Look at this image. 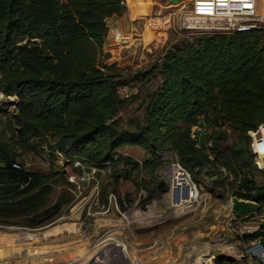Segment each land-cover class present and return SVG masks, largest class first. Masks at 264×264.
Listing matches in <instances>:
<instances>
[{
    "label": "trees",
    "instance_id": "16d2710c",
    "mask_svg": "<svg viewBox=\"0 0 264 264\" xmlns=\"http://www.w3.org/2000/svg\"><path fill=\"white\" fill-rule=\"evenodd\" d=\"M122 9L119 0H0V94L17 99L15 136L0 145V223L38 217L32 227L60 213L59 203L45 207L51 188L44 178L17 161L16 150H28L42 134L55 139L54 151L90 165L112 162L110 152L124 144L152 156L167 145L187 172L220 169L234 198L264 209V173L253 164L248 137L264 123V30L196 38L137 74L138 82L159 86L146 97L136 140L115 121L124 104L115 65H98L105 21ZM207 110L236 143L214 134L197 146L190 131Z\"/></svg>",
    "mask_w": 264,
    "mask_h": 264
},
{
    "label": "rangeland",
    "instance_id": "374dc122",
    "mask_svg": "<svg viewBox=\"0 0 264 264\" xmlns=\"http://www.w3.org/2000/svg\"><path fill=\"white\" fill-rule=\"evenodd\" d=\"M191 2L126 0L112 28L105 21L108 47L101 50L98 65H115L120 76L124 104L115 121L121 134L141 137L146 97L159 86L158 81L138 82L137 74L151 70L167 51L205 36H189L178 27L179 15ZM259 26L264 30V22ZM121 38L124 44L118 43ZM107 49L113 53L104 63ZM16 103L15 97L0 94V145L15 134ZM190 132L198 147L214 134L228 145L238 141L209 110ZM54 144L42 134L28 150L16 153L23 170L41 175L50 186L45 207L59 203L60 213L32 227L27 224L38 223V217L0 223V264H187L196 251L223 263L230 252H243L249 242L245 236L256 234L254 239L264 242V209L258 213L255 203L234 198L232 180L220 169L189 173L167 145L152 156L143 147L124 144L110 152L112 162L90 165L64 157ZM230 199L237 204L229 205Z\"/></svg>",
    "mask_w": 264,
    "mask_h": 264
},
{
    "label": "built area",
    "instance_id": "2783aa9c",
    "mask_svg": "<svg viewBox=\"0 0 264 264\" xmlns=\"http://www.w3.org/2000/svg\"><path fill=\"white\" fill-rule=\"evenodd\" d=\"M125 1L119 0L120 6H125ZM177 22L179 29L189 36H230L259 30V24L264 22V0H192ZM124 41L121 38L118 43L124 44ZM248 135L253 164L264 173V123ZM13 167L18 169L17 165ZM228 225L232 229V223ZM229 254L230 260L224 264H264V242L259 238L251 240L241 254ZM206 255L203 251H196L189 257L187 264H214V259Z\"/></svg>",
    "mask_w": 264,
    "mask_h": 264
},
{
    "label": "crops",
    "instance_id": "0c3cea01",
    "mask_svg": "<svg viewBox=\"0 0 264 264\" xmlns=\"http://www.w3.org/2000/svg\"><path fill=\"white\" fill-rule=\"evenodd\" d=\"M117 18V16H113V17H111L110 19H107L106 20V22H110V26H111V28H112V26H113V24H114V20ZM108 25V24H107ZM106 25V26H107ZM108 27V26H107ZM116 34H118V32L116 31ZM118 36H119V34H118ZM108 45V38L106 37V38H104V41H103V46H102V51L104 52V50H106V48L108 47L107 46ZM107 51L110 53V54H106V55H104V59H103V61H104V63H106V61L108 60L109 61V59H111V55H112V53H113V51L112 50H110V49H107ZM105 65V64H104ZM107 65V64H106ZM237 201V200H236ZM217 213V212H216ZM216 218H217V216H216ZM242 219H244V218H242ZM182 263V262H181ZM168 264H175V262L173 263V262H168Z\"/></svg>",
    "mask_w": 264,
    "mask_h": 264
},
{
    "label": "bare ground",
    "instance_id": "6f19581e",
    "mask_svg": "<svg viewBox=\"0 0 264 264\" xmlns=\"http://www.w3.org/2000/svg\"><path fill=\"white\" fill-rule=\"evenodd\" d=\"M234 203V205L235 204H237V201H236V199H230L229 200V205H232ZM248 207H250V206H248ZM247 207V208H248ZM252 208V207H251ZM248 210V209H247ZM250 210V209H249ZM37 249V248H36ZM18 252V251H17ZM10 253V252H9ZM18 254V253H17ZM27 254H28V256H31L32 254L30 253V252H27ZM119 253L117 252L116 253V255H118ZM206 256H208L209 257V255H206ZM116 257V256H115ZM35 258V257H34ZM211 259V258H210ZM154 260H156V259H154ZM153 262V261H152ZM96 264H100L99 263V261H97V263ZM101 264H106V260H104V262L103 263H101ZM130 264V263H129ZM149 264V263H148Z\"/></svg>",
    "mask_w": 264,
    "mask_h": 264
}]
</instances>
